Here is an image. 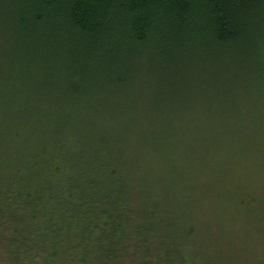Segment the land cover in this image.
Here are the masks:
<instances>
[{"label": "trees", "instance_id": "1", "mask_svg": "<svg viewBox=\"0 0 264 264\" xmlns=\"http://www.w3.org/2000/svg\"><path fill=\"white\" fill-rule=\"evenodd\" d=\"M235 65L264 78V0H0V132H15L13 153L0 140V221L21 224L9 242L26 264H111L126 242L162 251L149 236L170 224L131 141L168 144L178 117L192 133ZM139 76L167 98L126 126L111 105Z\"/></svg>", "mask_w": 264, "mask_h": 264}, {"label": "rangeland", "instance_id": "2", "mask_svg": "<svg viewBox=\"0 0 264 264\" xmlns=\"http://www.w3.org/2000/svg\"><path fill=\"white\" fill-rule=\"evenodd\" d=\"M242 74L236 65L224 69V104L215 99L206 102L207 113L194 122L192 133L186 120L178 117L166 132L168 144L152 139L141 145L135 137L131 141L140 173L149 176L159 197L158 212L167 216L171 228L168 233L153 232L149 250L159 246L163 251L162 243L175 242L177 254L136 251L126 242L124 254L111 264H264V78L252 72L241 81ZM149 78L134 77L126 93L114 97L119 106L112 104L111 109H117L126 126L134 120L143 124L147 110L167 98L157 95L156 81ZM210 80L203 74L202 90H211ZM35 81L33 92L41 83ZM96 97L100 101L102 96ZM175 101L180 102V97ZM177 110L181 116L183 107ZM198 110L201 113L202 108ZM157 123L163 129L164 124ZM7 125L11 127L0 132L2 145L15 134H9L13 124ZM5 146L13 153V143ZM10 156L0 151V173L9 172L4 161ZM16 226L21 228L18 221H0V232L6 235H0V264H26L9 242L16 238Z\"/></svg>", "mask_w": 264, "mask_h": 264}]
</instances>
